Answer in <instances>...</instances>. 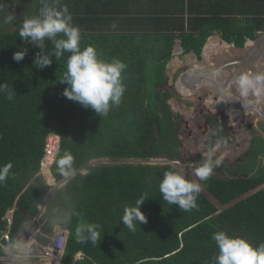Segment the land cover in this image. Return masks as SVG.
<instances>
[{
  "label": "trees",
  "instance_id": "16d2710c",
  "mask_svg": "<svg viewBox=\"0 0 264 264\" xmlns=\"http://www.w3.org/2000/svg\"><path fill=\"white\" fill-rule=\"evenodd\" d=\"M81 33L82 49L91 45L101 59H118L126 65L121 103L106 116L62 95L68 87L61 81L70 53L65 52L60 60L53 56V63L40 69L33 63L38 47L23 41L19 30H0V84L13 95L8 100L7 92L0 93V166L12 164L8 179L0 183V232L8 228L10 210L12 236L39 213L51 189L39 174L41 160L47 137L56 134L60 146L52 175L56 182L66 178L56 164L66 151L74 157L73 173L64 186L54 189L43 217L47 220L44 231L50 234L57 225V210L71 215L70 223L59 225L69 231L63 264H70L79 251L83 258L76 264H213L218 249L211 237L218 231L245 237L255 246L264 243V165L253 175H239L233 163L219 161L201 184L197 207L187 212L162 199L159 185L164 172L179 171L171 164L103 163L80 171L94 159L151 158L166 153L164 138L171 118H164L152 101L167 100L172 94V86L161 87L168 81L165 73L173 42L143 33ZM229 34L225 31V40L239 47L244 46L246 35L254 36L248 29L240 30L238 38ZM204 40L185 43L186 52L194 49L200 58ZM45 43L53 47L50 41ZM21 48L28 53L17 62L13 54ZM149 61L156 63L151 76ZM233 75L237 85L236 72ZM148 81L155 91L152 96ZM257 187L261 188L238 200ZM142 195L148 198L141 206L147 223L137 224L132 232L121 219L124 208L135 205ZM81 221L100 226L95 244L76 236Z\"/></svg>",
  "mask_w": 264,
  "mask_h": 264
},
{
  "label": "rangeland",
  "instance_id": "374dc122",
  "mask_svg": "<svg viewBox=\"0 0 264 264\" xmlns=\"http://www.w3.org/2000/svg\"><path fill=\"white\" fill-rule=\"evenodd\" d=\"M6 17L7 15H4L0 18ZM20 21L23 23L21 19ZM19 26L20 24L16 20L15 24L8 23L5 30L14 31L20 29ZM257 43L250 47L247 54L245 52L246 55L240 57L238 54L239 60L235 53L227 57L222 55L223 52L225 54L230 52L224 46L223 41H215L211 44L210 40L205 49V56H211L209 66L206 64L207 69L217 65V60H219V65L222 56V62L225 65V75L214 77V79L213 71H206L208 77H203V73L195 75L192 61L187 58L189 55L180 57L178 64L173 63L176 57L171 59L166 69V74L170 79L167 76L168 81L161 88L164 90L166 87L172 86V94L167 100L152 101V105L160 111L164 118L168 116L171 118H167L170 119V128L167 129L164 138L166 153L151 158L94 159L95 161L93 160L80 171L87 172L89 166L103 163L171 164L188 179L196 181V168L204 161L211 159L214 163L216 161H223L224 164L225 161L233 163L236 174L239 175L256 173L259 167L264 165V85L261 86L259 94L249 91L248 95L244 97L238 86L235 85L233 74L237 73L236 69L239 67V69H243L240 70L241 75L246 74L250 77L264 75V37L259 44L262 45L261 49ZM257 48L258 56L250 59ZM232 59L235 61H231ZM192 60H195V57ZM155 66L154 61L148 62L149 76L153 74L151 69ZM148 89L149 96H152L155 91L149 81ZM214 91H216L215 94H218L217 96L213 95ZM174 95L175 99H172L171 97ZM210 99L213 101L209 102ZM173 124L174 126L171 127ZM218 144L221 145L220 148L215 149ZM230 146L231 152L225 153L226 148ZM253 150H259V152L254 154ZM222 175H225V169L222 171ZM50 178L52 179V177ZM197 182L202 184L203 181ZM259 188L261 187L240 195L238 200L256 192ZM53 191L52 188L50 194L46 195L47 200L51 198ZM46 202L44 201L40 206V213L19 230L20 237L36 234L41 240L45 239L42 235H46L44 226L47 220L42 215L46 208ZM216 205L220 210L224 208L219 204ZM7 215H10L9 211Z\"/></svg>",
  "mask_w": 264,
  "mask_h": 264
},
{
  "label": "clouds",
  "instance_id": "9594fccd",
  "mask_svg": "<svg viewBox=\"0 0 264 264\" xmlns=\"http://www.w3.org/2000/svg\"><path fill=\"white\" fill-rule=\"evenodd\" d=\"M41 3L42 7L38 15L26 18L19 30V37L23 41L40 49L33 61L34 66L44 69L53 63V56L60 60L65 52L70 53L66 62V71L61 81L68 87L65 88L62 95L69 100L80 103L85 108H91L99 116H106L112 107L121 103L125 92L122 74L126 65L118 59H113L110 62L101 59L100 53L91 45L81 48L82 33L79 26L74 24L73 16L67 5L57 7L55 4H49L47 0H41ZM46 41L51 42L53 46L51 49L47 47ZM27 53V48H21L13 54V59L17 62L22 61ZM236 84L244 97L248 95L249 91H255L259 94L261 86L264 85V75L250 77L242 74L238 77ZM4 92H7L8 100L13 99V95L8 91L6 85L0 84V93ZM73 163L74 157L67 151L56 162L59 172L65 177L72 175ZM218 163L219 161L214 163L211 159L204 161L195 170L196 181L186 178L179 171L164 172L159 185L162 199L168 204L178 205L182 212L196 208L197 196L202 190L201 184L197 181L207 180ZM11 169V163L0 166V183L8 179ZM41 171L42 160L39 174L43 175ZM50 173L52 175L51 168ZM45 179L47 180L46 177ZM47 182L51 189L60 187V185L64 186L62 185L63 180L56 182L55 178L54 182L51 180H47ZM51 189L47 195L50 194ZM146 199L148 198L142 195L136 200L135 205L124 208L121 222L129 231L135 232L137 224L147 223V216L141 210ZM48 200L45 199V201ZM9 212L13 214V211L10 210ZM70 221V214L60 213L57 210L56 226L66 225ZM99 228L100 226L97 224L81 221L76 226L75 233L81 241H91L95 244L100 238ZM211 238L215 241L218 249L213 264H264V243L255 246L247 238L234 236L225 231L215 232ZM78 253L82 252L79 251L76 254Z\"/></svg>",
  "mask_w": 264,
  "mask_h": 264
},
{
  "label": "crops",
  "instance_id": "0c3cea01",
  "mask_svg": "<svg viewBox=\"0 0 264 264\" xmlns=\"http://www.w3.org/2000/svg\"><path fill=\"white\" fill-rule=\"evenodd\" d=\"M47 2L57 7L67 5L74 24L84 33L125 35L143 33L149 38L156 35L172 38L168 64L174 57L177 59H174L175 64H178L180 57L189 55L187 58L194 62L192 68L194 67L195 75H202L203 72L206 76V71H213V79L225 75L223 56L235 53L237 57L238 54L242 57L257 42L261 49L262 45L259 44L264 37V0H47ZM41 7V0H0V17L7 15L6 18H0V30H5L8 23L15 24L16 20L21 28L23 23L20 19L24 21L38 15ZM242 29L253 31L256 37L252 39L254 36L246 35L242 47L225 40V31H229L231 37L238 38ZM201 37L205 38L201 57H198L194 49L186 52L185 43L190 44ZM210 40L211 44L223 41L224 46L230 51L222 53L219 65L217 60L215 66H220L219 68L206 67V64L209 66L211 58L209 55L205 56V49ZM230 44L236 49L233 47L232 50ZM257 51L258 48L250 59L258 56ZM194 57L195 60H192ZM238 59L240 60L239 57ZM199 61L204 63H197ZM236 74L238 79L240 71ZM165 75L168 76L166 73Z\"/></svg>",
  "mask_w": 264,
  "mask_h": 264
},
{
  "label": "built area",
  "instance_id": "2783aa9c",
  "mask_svg": "<svg viewBox=\"0 0 264 264\" xmlns=\"http://www.w3.org/2000/svg\"><path fill=\"white\" fill-rule=\"evenodd\" d=\"M59 146V136L50 134L46 139L41 171L48 181L51 178L44 173V168L47 167L50 170L58 154ZM52 180L54 181L53 177ZM6 217L8 228L0 232V264H62L69 237L67 229L55 226L50 234L42 235L45 238L43 240L36 234H30L24 238L20 237L19 233L12 236L10 232L12 213ZM82 258V253L76 254L71 264H75Z\"/></svg>",
  "mask_w": 264,
  "mask_h": 264
},
{
  "label": "bare ground",
  "instance_id": "6f19581e",
  "mask_svg": "<svg viewBox=\"0 0 264 264\" xmlns=\"http://www.w3.org/2000/svg\"><path fill=\"white\" fill-rule=\"evenodd\" d=\"M227 43V42H226ZM229 44V43H228ZM231 46H233L232 44H230ZM234 47V46H233ZM231 61H235V59H232ZM263 61V60H262ZM226 65H228V64H226ZM214 67H216V66H214ZM213 67V68H214ZM218 68L220 67V66H217ZM237 71H240V70H243V69H236ZM203 73V72H202ZM217 73V72H216ZM203 76H205V74L203 73ZM226 82V81H225ZM225 84H227V83H225ZM228 148V147H227ZM227 148H226V150H227ZM95 161V160H94ZM44 172L47 174V175H49V177H52L51 175H50V170L47 168V167H45L44 168ZM51 181H53L52 179H51Z\"/></svg>",
  "mask_w": 264,
  "mask_h": 264
},
{
  "label": "water",
  "instance_id": "95a60500",
  "mask_svg": "<svg viewBox=\"0 0 264 264\" xmlns=\"http://www.w3.org/2000/svg\"><path fill=\"white\" fill-rule=\"evenodd\" d=\"M261 38V37H260ZM262 39V38H261ZM259 39V41L261 40ZM172 99H175V95L173 97H171ZM70 176L66 177L63 182H62V185H65V183L67 182V180L69 179Z\"/></svg>",
  "mask_w": 264,
  "mask_h": 264
},
{
  "label": "flooded vegetation",
  "instance_id": "af4514ba",
  "mask_svg": "<svg viewBox=\"0 0 264 264\" xmlns=\"http://www.w3.org/2000/svg\"><path fill=\"white\" fill-rule=\"evenodd\" d=\"M204 77V76H203ZM216 93V91L213 92V95ZM218 94H215V96H217ZM213 100L210 99L209 102H212Z\"/></svg>",
  "mask_w": 264,
  "mask_h": 264
}]
</instances>
